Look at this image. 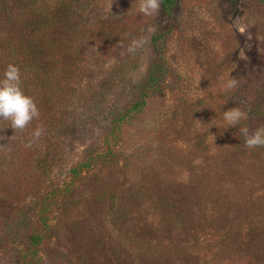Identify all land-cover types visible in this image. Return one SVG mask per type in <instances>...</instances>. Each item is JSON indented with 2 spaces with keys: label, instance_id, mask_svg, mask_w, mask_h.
<instances>
[{
  "label": "rangeland",
  "instance_id": "1",
  "mask_svg": "<svg viewBox=\"0 0 264 264\" xmlns=\"http://www.w3.org/2000/svg\"><path fill=\"white\" fill-rule=\"evenodd\" d=\"M173 1L170 16L160 6L148 17L140 0H97L70 50L72 74L56 54L55 82L68 91L55 96V121H0V264H264V146L246 148L238 130L264 126V0ZM155 35L164 83L122 125L115 158L94 160L137 97ZM226 74L234 90L223 89ZM232 107L247 119L225 130ZM34 235L43 238L31 247Z\"/></svg>",
  "mask_w": 264,
  "mask_h": 264
},
{
  "label": "trees",
  "instance_id": "2",
  "mask_svg": "<svg viewBox=\"0 0 264 264\" xmlns=\"http://www.w3.org/2000/svg\"><path fill=\"white\" fill-rule=\"evenodd\" d=\"M96 1L0 0V76H2L6 65L9 63L15 64L19 68L21 86L25 94L33 98L39 110V117L34 118L35 125L41 122L39 118L55 121V116L61 112V109H54L53 107L57 100L55 96L56 94L64 96L68 89L66 88L63 91L59 84L55 82L58 78L55 72L58 60L56 54L59 53L63 56L62 64L66 65V72L72 74L76 61L71 58L70 50L72 48L76 50V47L81 49L82 42L87 37L83 33L82 18L88 9L95 6ZM231 1L234 2L235 0ZM173 5V0H161V9L167 16L172 14ZM102 34V37H104V32ZM102 37L100 38L102 39ZM150 45L156 57L148 65L144 82L137 88V97L130 107L116 113L109 124L108 133L102 141L103 150L97 153L94 160L115 158L116 153L113 150L118 141L122 125L130 122L133 116L142 110L149 96L164 83L167 70L162 56L163 36H153L150 39ZM51 105L52 111L49 110ZM0 121L10 123L7 120ZM90 162L92 160L88 158L85 162L80 163L78 171L72 169V178L77 177L80 170L89 168L91 166ZM0 172L3 171L0 169ZM183 197L186 200L190 199L186 196L179 198L182 199ZM205 197L203 198L208 199V197ZM213 199L216 200V197L213 196ZM213 199H210L211 202L208 201L209 199L205 202L210 204ZM44 207L45 205L41 208ZM41 210L44 213L47 208ZM170 214L169 216L172 217ZM206 214L208 213L197 215V218L194 216L192 221H195L194 223L206 221V218H202L206 217ZM214 216L215 214L212 212L209 219H214ZM207 222L212 221L208 220ZM39 224L42 227L46 226V220L42 214L39 215ZM195 229L197 230V227ZM42 238L41 235L30 237V246L40 245ZM145 252L147 254H142V256L150 255L151 251L145 249ZM31 256L32 259L37 258L35 252ZM128 258L129 262H132L130 260H133V254H129Z\"/></svg>",
  "mask_w": 264,
  "mask_h": 264
},
{
  "label": "clouds",
  "instance_id": "3",
  "mask_svg": "<svg viewBox=\"0 0 264 264\" xmlns=\"http://www.w3.org/2000/svg\"><path fill=\"white\" fill-rule=\"evenodd\" d=\"M161 6V0H140L138 11L144 16H155ZM154 31L153 28L148 29ZM243 31V28H240ZM146 43L145 38L134 39L131 41L127 51L134 53L136 49L141 48ZM236 78L226 74L223 80V89L225 91L234 90L237 87ZM39 117V110L33 98L25 94L21 86V76L19 68L12 63L6 65L2 76H0V120L10 122V127L14 130H23L30 121ZM247 119V113L239 107H232L221 113L220 125L237 127L241 122ZM217 127L216 125H214ZM239 132L244 140V146L252 149L264 146V126H259L251 133L247 125L240 126ZM41 134V129L36 128L32 135L35 139ZM214 141V140H213Z\"/></svg>",
  "mask_w": 264,
  "mask_h": 264
}]
</instances>
